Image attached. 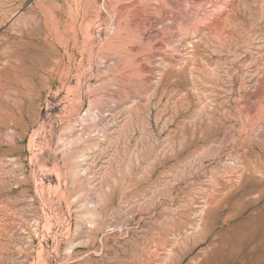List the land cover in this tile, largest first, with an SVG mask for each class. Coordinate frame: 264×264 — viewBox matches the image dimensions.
<instances>
[{"label": "rangeland", "instance_id": "374dc122", "mask_svg": "<svg viewBox=\"0 0 264 264\" xmlns=\"http://www.w3.org/2000/svg\"><path fill=\"white\" fill-rule=\"evenodd\" d=\"M0 264H264V0H0Z\"/></svg>", "mask_w": 264, "mask_h": 264}]
</instances>
